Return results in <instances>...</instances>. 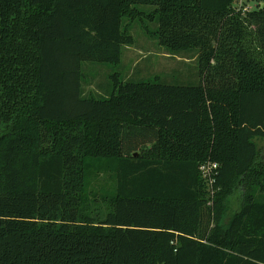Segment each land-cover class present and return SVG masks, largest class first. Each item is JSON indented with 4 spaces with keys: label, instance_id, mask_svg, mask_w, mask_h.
I'll return each mask as SVG.
<instances>
[{
    "label": "trees",
    "instance_id": "16d2710c",
    "mask_svg": "<svg viewBox=\"0 0 264 264\" xmlns=\"http://www.w3.org/2000/svg\"><path fill=\"white\" fill-rule=\"evenodd\" d=\"M239 3L0 0V264H264V6ZM132 22L195 51L198 84L123 80ZM86 65L111 71L102 94Z\"/></svg>",
    "mask_w": 264,
    "mask_h": 264
},
{
    "label": "rangeland",
    "instance_id": "374dc122",
    "mask_svg": "<svg viewBox=\"0 0 264 264\" xmlns=\"http://www.w3.org/2000/svg\"><path fill=\"white\" fill-rule=\"evenodd\" d=\"M260 4L262 7L264 6L261 0H240L237 7L242 8L243 11H253ZM149 27L153 28L154 24L150 23ZM130 32L133 38V44L125 46L122 49L121 65L115 70L121 75L123 80L157 79L167 84H198L197 55L195 51L184 53L169 52L165 48L158 46L154 40L149 38L139 22L130 23ZM95 66L97 67L86 65L84 70L88 74L87 78L90 80L88 85H84V94L86 96L91 93L102 94L98 86H104L107 82V75L111 74L109 68L98 65ZM254 142L264 161V139H255ZM89 184L85 190V195L91 190L94 193L92 195L89 194L90 197L101 198V196L111 194L114 189V183L108 176L92 179V181L89 180ZM204 191L206 200L205 206L211 210L217 194L215 182L213 184H207L205 182ZM241 201L240 190H236L229 196L226 201V210L224 211V224L228 223L232 215L238 212ZM102 212L100 208V213ZM88 214L94 216L92 212H88ZM214 226L215 224L212 222L210 230H212Z\"/></svg>",
    "mask_w": 264,
    "mask_h": 264
},
{
    "label": "built area",
    "instance_id": "2783aa9c",
    "mask_svg": "<svg viewBox=\"0 0 264 264\" xmlns=\"http://www.w3.org/2000/svg\"><path fill=\"white\" fill-rule=\"evenodd\" d=\"M219 166L216 163L206 162L199 167L201 177L207 184H213L218 174Z\"/></svg>",
    "mask_w": 264,
    "mask_h": 264
}]
</instances>
